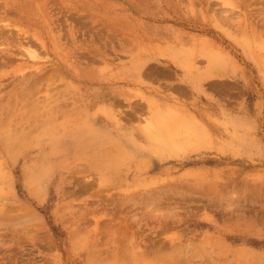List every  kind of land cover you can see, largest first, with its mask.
<instances>
[{
  "label": "rangeland",
  "instance_id": "374dc122",
  "mask_svg": "<svg viewBox=\"0 0 264 264\" xmlns=\"http://www.w3.org/2000/svg\"><path fill=\"white\" fill-rule=\"evenodd\" d=\"M0 264H264V0H0Z\"/></svg>",
  "mask_w": 264,
  "mask_h": 264
}]
</instances>
